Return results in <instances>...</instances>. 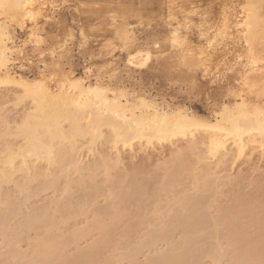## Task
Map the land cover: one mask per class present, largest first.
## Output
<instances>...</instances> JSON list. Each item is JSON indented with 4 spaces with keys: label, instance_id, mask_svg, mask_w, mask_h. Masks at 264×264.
<instances>
[{
    "label": "bare ground",
    "instance_id": "bare-ground-1",
    "mask_svg": "<svg viewBox=\"0 0 264 264\" xmlns=\"http://www.w3.org/2000/svg\"><path fill=\"white\" fill-rule=\"evenodd\" d=\"M164 2L168 10L169 46L176 58L175 63L172 62L174 70L186 71V74L200 70L202 77L225 86L233 95L232 105L222 104L209 119L199 118L180 104L158 102L153 96L137 95L134 89L133 94L127 88L119 89L118 85L114 88L99 78L92 80L91 67L81 75L71 68L67 70L64 59L73 51L70 45L76 34L70 33L68 39L59 40L49 48L42 27L43 21L48 22L53 17L50 18V14L60 13L59 0H0L3 5L0 7V85L12 87L14 105L28 103L21 122H12L7 115L1 119L4 132L0 133L20 140L17 143L4 141L1 145L0 193L4 184L12 183L15 191L28 196L29 189L37 183L39 189H32L35 193L53 189L69 196L67 201L63 200L65 197L50 199L48 205L38 206L43 207L41 210L35 205L33 213H26L23 221L17 222L18 226L16 223L11 226V219L19 212L15 208L18 202L13 206L15 203L9 194L12 191L8 189V197L3 199L7 206L0 208V235L8 238L11 255H24L25 251H22L24 254L19 252L16 244L24 240L27 232L43 229V237L40 234L31 247V257L26 252L30 264H110V258L101 261L100 255L109 245L117 219L130 212L128 208L131 210L134 204L136 208L142 206L147 194L158 202L164 191H172L168 193L174 196L182 191L180 197L158 208L159 211L164 209L158 215L160 221L155 223L154 229L149 222L152 228L146 236V231L143 233L146 238L139 247L130 249L132 252L123 254L122 259L140 264L136 261L139 251L167 242L170 246L166 244L169 247L157 252L152 259L149 256L147 264H203L206 257L217 263L228 256L229 264L264 262L263 186L258 196L234 194L233 203L216 208V214L210 212L219 187L239 183V176L232 177L233 168L244 158L246 161L254 159L256 150L261 151V156L264 153V0ZM203 3L207 4L205 8H202ZM175 7L177 12H174ZM194 15H199L198 23H194ZM117 16L114 13L106 17L109 28L105 25L104 31L112 33V38L124 40L128 69L146 68L161 52L160 42H154L153 47L137 43L134 27L123 21L125 17L118 23ZM193 28L199 34V45L189 41L188 34ZM17 30L26 33L22 42L17 39ZM98 31L103 29L100 27ZM78 33L81 44L87 45L89 33L81 25ZM27 46H32L39 56L38 72L33 78L20 72L26 67L23 62L35 63L34 57L26 53ZM47 58L50 63L46 62ZM166 145L172 149V158L167 161L170 170L166 168L168 172L160 186L152 188L153 181L139 179L140 173L124 171L127 151L136 158L140 153L147 154ZM115 169L118 171L116 179L112 177ZM99 172L106 175V181L115 184L107 192V205L96 209L101 218L92 221L86 229L69 233V237L67 232L62 234L64 230L59 233L60 225L66 224L77 209L71 202L75 193L73 184L83 187L80 204L90 201L92 204L101 189L95 184ZM73 173L80 174L78 180L73 179ZM85 173L95 185L87 182L91 186H86ZM178 185L182 187L180 190L176 189ZM33 191L30 192L33 194ZM15 196L14 192L12 197ZM147 201L144 206L152 203L150 199ZM107 215L113 216L115 225L102 220L109 217ZM93 229L99 231V237L88 247L77 248L75 254L67 252V255L68 240L87 236ZM179 233L181 237L175 240ZM135 251H138L136 257ZM8 258L5 261H10L11 257Z\"/></svg>",
    "mask_w": 264,
    "mask_h": 264
},
{
    "label": "rangeland",
    "instance_id": "rangeland-1",
    "mask_svg": "<svg viewBox=\"0 0 264 264\" xmlns=\"http://www.w3.org/2000/svg\"><path fill=\"white\" fill-rule=\"evenodd\" d=\"M164 1L165 0H59V2L62 4V9L60 13H58L59 15L56 13L54 15L50 14V18L51 16H53L52 18L53 19L56 18V19L52 20L51 18L49 19L50 21L48 22L43 21L42 27L45 30V37L48 42L47 44L50 46L49 48L57 45L58 44L57 41L59 40L68 39L70 37L69 36L70 33L74 32L76 34L74 42H72L70 45V47L73 48V51L71 52V55H68L69 56L68 58L65 57L68 60L64 59V63H65L64 66L67 70H70L69 68H71V70L75 71L76 74L79 73L78 75H81L83 74L86 68L91 67L93 69L92 74H94L92 75L93 76L91 78L92 80H94V78H99L106 83H110L114 88H118L117 87L118 85L119 89L127 88L128 91H130L133 94L137 91L136 94L140 96L146 95L145 97L148 96V98H152L153 96L155 99L158 100V102L166 100V102L168 101L172 105L180 104L184 108L186 107L191 112L196 114L199 118L204 119V120L209 119L214 114L215 111L217 112L220 110V107L222 106V104L228 103L229 105H232L231 103H233L232 102L233 95H231V92L229 94V91L227 90V88H225V86H221L217 82L214 83L202 77V72L200 70H196L193 73L190 72V74L189 72L188 74H186L187 73L186 71L176 72L174 70L173 66H174L176 58H174L175 52L169 46V41H168L169 27L166 22V17L168 16V10H167V5ZM202 1L205 2L206 0H202ZM204 5L205 4L203 3L202 8H205L207 4L205 6ZM176 7L174 8V12H177ZM114 13L116 16L119 15L117 16L118 20H120V22L118 23H122L123 21L131 23V25L134 27L132 28L135 30L137 34L136 35L137 43H141V45L153 47L154 42L156 41L160 42L161 52L157 53V57L155 58V60L151 62L150 65L147 66L146 68L144 69L134 68L131 70L128 69V67L125 64L126 49H124L125 48L123 44L124 40L123 39L121 40V38H118V37L112 38V33L104 31V28H106L107 26L106 17ZM122 13L126 15L124 16L122 15ZM124 17L126 18V20L124 19ZM193 17L196 18L194 19L196 20L194 21V23H198L200 21L199 15H194ZM80 25L85 28L87 34L89 33L88 34L89 42L87 45H82L80 42V37L78 33V29ZM96 27L98 29L101 27L103 31H98ZM107 27L109 28V26ZM91 30H94V31H91ZM92 32H95V33H92ZM16 36H17L18 41L22 42V40L26 38V33L21 30H17ZM188 36H189L188 38L190 39L189 41L192 44L194 43H197V45L200 44V40H198L200 39L199 34L196 32L194 28L190 30ZM154 50L156 49L154 48ZM26 53L34 57L35 63L28 65L23 62L22 64L25 65L26 67L24 68V71H20V72L21 73L23 72V74L29 78L31 77L33 78V76H35V74L38 72V67L36 63L39 60V56L37 55V52L32 48V46H27ZM171 56L173 57L171 58ZM46 62L50 63L49 58L46 59ZM99 75H101V77H99ZM110 80L113 84L110 82ZM195 80L197 83H195ZM133 89L135 92L133 91ZM3 94L4 95L6 94L7 97L4 96ZM0 97H3L2 100L0 99L1 100L0 101V108H1L0 109V125H1L0 132L3 133L4 127L1 122L2 117L4 118L8 116V118L13 120L12 122H17V123L21 122L22 114L24 113V110L26 109L28 103L22 102L20 105H17V106L14 105L13 104L14 101L12 99L13 89L12 87L7 86L5 84L0 85ZM2 101H6V102H2ZM2 133H0L1 134L0 154L2 151L1 148H3L2 146L4 145L3 143L4 141L5 143H8V141L17 143L20 140V138L19 139L16 137L14 138L13 135L12 136L7 135V134L5 135ZM179 144L183 145V142H179ZM171 150H172L171 147L169 145H166L162 147L161 149L159 148V150H151L149 151L150 153L148 152L147 154L140 153L138 154V156H136V158H132L130 153L127 151L125 153L124 171H126L127 174H132L134 172L140 173L138 174L139 179L151 180L154 183V184L152 183V188L158 187L161 185L160 183L163 182L164 180L163 178L168 172L167 169L170 170V168L167 167L168 166L167 161L172 158ZM254 155H255L253 156L254 159H252L251 161H246L247 160L246 158L242 159L241 163L236 165L237 167H234L233 170L231 171L232 177L239 176L241 178V179L239 178L240 180L238 184L233 183L234 184L233 185L232 183H228L225 186L222 185L221 187H219L218 190L220 191L218 195H216L217 198L215 196L216 201H214V203L211 204L212 206H210L211 214L212 213L216 214L217 213L216 210L222 205L226 207V206H229L231 203H233L232 199H233L234 194L243 195L244 193L246 194L249 193L250 195L252 194L254 196H258L260 186L264 187V153H263V156H261V151L256 150ZM117 172L118 171L116 169L113 170L112 172L113 173L112 177H114V179H116V175H118ZM102 173L103 172H101V175H100V172H99L98 176L95 178L96 183L95 181H89L90 175L88 173H85L84 175L86 179V183H85L86 186H88L87 185L88 183H91L93 185L97 184L99 185V187H101V189H99L98 193L95 196L96 198H94V200L92 199L93 201L92 204L90 203L91 201L89 202L90 205L80 204L81 196L84 193L83 187H80V186L78 187L76 183L73 184V190L75 193L73 195L74 200L71 199L72 200L71 202L74 204L73 205L74 209L77 208L76 211H74L76 214L75 213L74 215L72 214L71 215L72 217H70L68 221L66 220V224L62 223V225H60L62 229H60L61 231L59 230V233H61L62 230H64L62 232L63 235H65L64 234L65 232H67L66 234L75 233L76 229L77 230L79 229L81 230L82 228L86 229L85 227L91 224L92 221L94 222L95 220L97 221L101 218L100 216H99L100 218H98L96 209L97 207L100 208V206L103 207L104 205H107L108 203V199H106L107 194H108L107 192L109 191V189H111L110 187L115 186L113 182L106 181V177H105L106 175H103ZM75 174L73 173L72 177L73 179L78 180V177H80L79 176L80 174L78 173L76 175ZM87 175H89V177H87ZM8 184L7 183L4 184L2 187L3 189H1L0 208H4L7 206L4 203H6L5 200L8 197V196L6 197V193L8 192V189H9L10 191H12L9 193L11 194L10 199L11 201L13 200L14 201L13 203L15 204H13L12 202L11 203L14 206L18 202L15 208H17L16 210L17 213L19 212V214L15 216L14 219H11L12 220L11 226L14 225L15 223H16L15 225L18 226L17 222H22L23 218L27 216L26 213L29 212L31 214L32 209L35 208L34 207L35 205L36 207H38L41 204L48 205L50 203L49 202L50 199L51 201H53L55 199L58 200V199H62L63 197H65L61 195L62 193L60 191H55L53 189H49V190L46 189L43 191L38 190L36 194L33 190H36V187L38 185L37 183L33 184V186L37 184L34 186V188L32 186V188L29 189V195H28L29 197H28L26 196L25 192L22 194H19V191H15L16 190L15 186L12 183L9 185ZM91 184L89 185L91 186ZM61 185H63V183H61ZM61 185H60V188H61ZM38 187L37 189H39ZM181 188L182 187L179 185L176 187V189L178 190H180ZM13 190L17 197L16 196L14 198L12 197V194H14ZM89 190L90 188H87V191ZM30 191H33V194L35 195H33ZM168 192H172V191L162 192L163 194L161 193L162 195L160 197V201L158 202L155 199L154 201L152 198H149L153 196H149L150 194H147L145 195V197L146 196L148 197L147 200L150 199L151 202L153 200V202L150 203L149 206L148 205H146L147 207L144 206V204H148V201L143 199L146 202L142 201L143 203L141 204L143 207H145V209L142 208L141 205L139 208H136L134 207L136 206V204H134L133 208L131 207L132 205H130V207L132 208L131 210L128 208L130 212H127L128 210L125 211L127 212L126 215L122 213L123 214L121 216L122 218L121 219L119 218L120 220L117 219L118 222L116 226H114L115 230H113L112 237L110 238V241H109V245H106V248H104L105 250L102 252L103 254L101 253L100 255L103 259L101 261H104V259L107 260V258H110L111 263L114 260L113 264H132V263L135 264L137 263V262H132V261L131 263L129 262V260H126V258L124 260V258L122 259L121 256L126 253L129 254L128 251L130 252L133 251L130 249H133L134 247L136 248L139 247L138 244L141 243L142 240H144L143 238H146L144 237V235L146 236L147 231L152 228L151 225H153L152 229L155 228L154 225H156L157 222L160 221L158 218L159 217L158 215L160 214V212H162V210L164 211V209H161V211H159L158 208H160L161 206H164L167 201L180 197L181 194L183 193L181 191V193H179L177 196H174V194L172 193L169 194ZM67 197L69 198V196H66L65 199L63 198V200L65 201ZM145 197L143 196V198ZM73 201H76V202H73ZM19 202L23 204H19ZM137 205L139 206V204ZM41 206L40 208H43ZM78 207H79V210H78ZM81 207H84V208L81 209ZM140 208L144 210H141ZM261 216L264 218V212ZM112 217L113 216H109L106 219L104 218L105 220L104 219L102 220L105 221L107 224L108 223L111 224V222H113L111 224L112 226L113 224L115 225V222L112 221ZM144 219L146 220V222H144L145 221ZM149 222H151V225H149ZM35 230L36 231L34 230L31 232L29 231L30 234L29 232H27L25 234V237L27 235L28 237H26V239L24 237L23 238L24 240L22 239L23 241H20V243L18 242L16 244V248H18L17 250L19 252L25 251V254L22 252L25 255V257H21L22 255L21 253L19 254L20 255L19 257L17 256L18 254L16 256L11 255L10 254L11 245L9 243L8 238L3 239L5 237H3V235H0V252H1L0 253L1 255L0 264H2L3 260H4L3 264H30L29 263L30 261L28 260L29 259L28 255L33 253L32 251L33 248L31 247L32 245L34 247L37 239L40 238V236L43 237V234H44L43 229H41V231L39 229H35ZM144 232L145 234L143 235ZM84 235L79 236L75 240L70 238L68 240V243H66V246H68L66 248V250H68L66 251V253L68 252L70 254L71 253L75 254L76 253L75 251H78L77 248L81 249L83 247H86L87 245H91V243H93L92 241H94L93 239L95 238L97 239V237H99V231L96 229H93L92 231H90V233L87 236L86 234ZM179 235L181 234L180 233L177 234V236L175 237V240L176 238L179 239L181 237ZM69 236L71 235L69 234L68 237ZM166 244L169 245L170 243L168 244L167 242L165 243L159 242V244H156V246L153 245V247L151 246V248L145 247V249L141 250L142 251L141 253L139 251V256H137L138 251L137 252L135 251L136 252L135 257L137 256L136 261L138 260L140 264L141 263L147 264L148 261L150 260L149 256H152L151 257L152 259L154 256H156L157 252L160 253L159 251L161 250L164 251L163 249H166L167 247L170 246V245L167 246ZM7 252L10 256L6 254ZM26 252L28 253V255H26L27 254ZM107 254L109 255V257ZM8 257H11L10 261H5L6 259L9 260ZM29 257H31V255ZM119 258H121L122 260ZM224 258L221 261H218L221 263H218V262L216 263L214 262L215 260H213V258L206 257V259L203 261V264H227V263L229 264L230 262L229 256L228 258H225V259ZM37 264H44V263L40 262Z\"/></svg>",
    "mask_w": 264,
    "mask_h": 264
},
{
    "label": "snow or ice",
    "instance_id": "snow-or-ice-1",
    "mask_svg": "<svg viewBox=\"0 0 264 264\" xmlns=\"http://www.w3.org/2000/svg\"><path fill=\"white\" fill-rule=\"evenodd\" d=\"M3 5H0V7H2ZM262 264H264V262H262Z\"/></svg>",
    "mask_w": 264,
    "mask_h": 264
}]
</instances>
